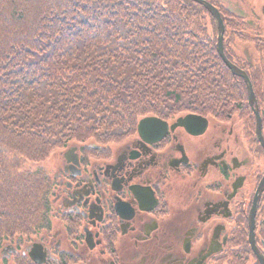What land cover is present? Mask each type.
<instances>
[{"label":"trees","instance_id":"16d2710c","mask_svg":"<svg viewBox=\"0 0 264 264\" xmlns=\"http://www.w3.org/2000/svg\"><path fill=\"white\" fill-rule=\"evenodd\" d=\"M206 1L264 112V29ZM216 42L214 19L192 0H0V246L47 221L45 163L70 143H117L147 116H241L253 127L246 86Z\"/></svg>","mask_w":264,"mask_h":264},{"label":"flooded vegetation","instance_id":"af4514ba","mask_svg":"<svg viewBox=\"0 0 264 264\" xmlns=\"http://www.w3.org/2000/svg\"><path fill=\"white\" fill-rule=\"evenodd\" d=\"M186 115L157 117L141 134L136 125L116 147L73 143L57 152L47 221L4 241L0 264H261L264 188L252 219L251 209L264 147L254 112L253 127L241 116L198 115L205 127L193 120L190 131L171 129Z\"/></svg>","mask_w":264,"mask_h":264},{"label":"water","instance_id":"95a60500","mask_svg":"<svg viewBox=\"0 0 264 264\" xmlns=\"http://www.w3.org/2000/svg\"><path fill=\"white\" fill-rule=\"evenodd\" d=\"M200 5H202L212 16V18L215 21V25H216V29H217V42H216V50L218 55L220 56V58L222 59V61L224 62L225 66L230 70L231 74L237 77H240L245 86H246V90H247V102L249 104V106L251 107V109L254 112L255 115V129H256V133L259 139V142L261 143V145L264 147V138L262 136L261 133V129H262V116L264 115V112L261 110V112L259 111L258 105H257V101H256V97L252 88V84L250 82L249 77L247 76L246 72L242 69H240L239 67H237L236 65L232 64L225 56L224 54V50H223V34H224V24H223V20L221 19L220 13L218 11V9L213 6L210 2L206 1V0H192ZM232 11V10H230ZM239 15L242 16V11L237 13ZM193 120H201L203 121V126H206V120L203 119L201 116L195 115V114H188L186 115L184 118H179L178 121L173 124L171 126V129H173L174 127L177 126H183L184 128H186L188 131H190L192 128L190 123L195 122ZM161 122V120L157 117L154 116H147L144 117L142 119H140L138 121L137 124V130L138 133L141 134L142 131L149 127V126H153L156 123ZM166 125V124H165ZM264 188V177L261 179L258 188H257V193L255 195V199L253 201V206L251 209V219L254 216V210L256 207V202L258 199V195H260L261 191ZM250 238L252 239V231L250 233ZM259 255V259L261 264H264V258L261 256V254L258 252Z\"/></svg>","mask_w":264,"mask_h":264},{"label":"rangeland","instance_id":"374dc122","mask_svg":"<svg viewBox=\"0 0 264 264\" xmlns=\"http://www.w3.org/2000/svg\"><path fill=\"white\" fill-rule=\"evenodd\" d=\"M220 1L222 6L228 8L229 10H232L233 13L237 14L239 13V11L240 12L242 11V17H245L247 18V20L252 21L251 23L252 25L255 26L256 24H258L262 28H264V0H238L237 4H234V0H220ZM257 84L259 86H264V81H261L260 83L258 82ZM260 92L261 91L259 90L260 98L262 101H264V96L261 94L262 92L261 93ZM235 118H237V116ZM124 139L110 145L116 147V145H119ZM56 153L57 152L53 153V155L46 160L47 162L45 164L49 171L51 170L50 165L53 166L56 163V155H55Z\"/></svg>","mask_w":264,"mask_h":264}]
</instances>
